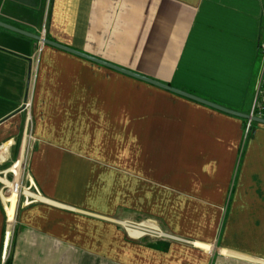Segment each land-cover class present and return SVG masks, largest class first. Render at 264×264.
Here are the masks:
<instances>
[{"label": "crops", "instance_id": "obj_1", "mask_svg": "<svg viewBox=\"0 0 264 264\" xmlns=\"http://www.w3.org/2000/svg\"><path fill=\"white\" fill-rule=\"evenodd\" d=\"M263 19L264 0H0V21L246 114ZM30 119L0 264H264L263 123L0 27V164Z\"/></svg>", "mask_w": 264, "mask_h": 264}, {"label": "water", "instance_id": "obj_2", "mask_svg": "<svg viewBox=\"0 0 264 264\" xmlns=\"http://www.w3.org/2000/svg\"><path fill=\"white\" fill-rule=\"evenodd\" d=\"M0 27H3L5 29H9L11 31H14V32H17V33H20L22 35H26L30 38H33V39H36L38 41H41L43 42L44 44H48V45H51V46H54V47H57L59 49H63L65 51H68V52H71V53H74L76 55H79L81 57H84L86 59H89L91 61H94L96 63H99L101 65H104V66H107L109 68H112V69H115L117 71H120V72H123L125 74H128L130 76H133L135 78H138V79H141V80H144L146 82H149L151 84H154L156 86H159V87H162V88H165L167 90H170L174 93H177V94H180L182 96H185V97H188V98H191L193 100H196L198 102H201L203 104H206L208 106H211L213 108H216L220 111H223V112H226L228 114H231V115H235V116H238V117H242V118H245V119H248V120H252V121H256V122H260V123H263L264 124V118H261V117H256V116H252L251 114H246V113H243V112H240V111H236V110H233V109H230L228 107H225V106H222L220 104H217V103H214L210 100H207V99H204L200 96H197V95H194L192 93H189V92H186L182 89H178V88H175V87H172L171 85L167 84V83H163V82H160L156 79H153V78H150V77H147L145 75H142L140 73H137V72H134V71H131L129 69H126L124 67H121L117 64H114V63H111L109 61H106V60H103V59H100L98 57H95V56H92V55H89L87 53H84L82 51H79V50H76L74 48H71L69 46H66L64 44H61V43H58L48 37H41L40 35L38 34H34V33H30L28 31H25L23 29H20L18 27H15L13 25H10L8 23H5L3 21H0Z\"/></svg>", "mask_w": 264, "mask_h": 264}, {"label": "rangeland", "instance_id": "obj_3", "mask_svg": "<svg viewBox=\"0 0 264 264\" xmlns=\"http://www.w3.org/2000/svg\"><path fill=\"white\" fill-rule=\"evenodd\" d=\"M262 23H263L262 24V34H263L262 39H264V19H263ZM260 63H261V56L256 61L254 77H252L250 89L247 92L246 104L244 106L247 111H248V109H249V111L251 110V105H252L254 92H255V82H256L255 74H257V70L259 69V67H261ZM32 128H33L32 120L30 119L28 121V127L26 129L25 136L22 135V133H21L15 137V144L12 148L11 158L9 159V161H7L3 164H0V177L6 179V181L8 182V183L4 184L6 186L4 191L6 192V194H11L12 190L14 189L19 194L17 210L20 206V203H21L20 201L24 195L22 190L26 189V188H28L30 191L33 190L31 188V186L28 184L27 176H26L27 158H28L29 150L31 148ZM23 145H25V149H24L25 150V156H24L23 170H22V174H21L20 183H18L19 187L16 190V187L14 188V181L16 179L15 174L12 173L11 171H8V170L12 166H14L16 164V162L18 161V159L20 158L21 149H22ZM2 186H3V184H1V187ZM25 196H28V195H25ZM17 210H16V213H17Z\"/></svg>", "mask_w": 264, "mask_h": 264}, {"label": "built area", "instance_id": "obj_4", "mask_svg": "<svg viewBox=\"0 0 264 264\" xmlns=\"http://www.w3.org/2000/svg\"><path fill=\"white\" fill-rule=\"evenodd\" d=\"M41 37H46L45 30L40 34ZM41 42V41H40ZM44 44L43 42H41ZM260 56H261V67L259 71V75L256 82V90L251 110V115L256 117L264 118V39H262L259 43ZM252 120H248V129L252 124ZM16 190L18 189V184L15 185Z\"/></svg>", "mask_w": 264, "mask_h": 264}, {"label": "bare ground", "instance_id": "obj_5", "mask_svg": "<svg viewBox=\"0 0 264 264\" xmlns=\"http://www.w3.org/2000/svg\"><path fill=\"white\" fill-rule=\"evenodd\" d=\"M21 166V165H20ZM15 217H16V214H15V211L12 212V215H11V218H10V224H9V230H8V234H7V240H6V245L9 244L10 242V237H11V229L14 225V222H15Z\"/></svg>", "mask_w": 264, "mask_h": 264}, {"label": "trees", "instance_id": "obj_6", "mask_svg": "<svg viewBox=\"0 0 264 264\" xmlns=\"http://www.w3.org/2000/svg\"><path fill=\"white\" fill-rule=\"evenodd\" d=\"M246 122L248 123V120H246Z\"/></svg>", "mask_w": 264, "mask_h": 264}]
</instances>
